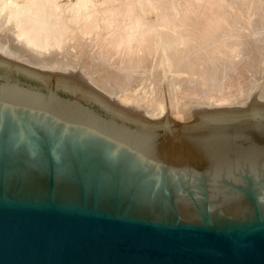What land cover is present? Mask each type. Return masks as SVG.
Here are the masks:
<instances>
[{"label": "water", "instance_id": "1", "mask_svg": "<svg viewBox=\"0 0 264 264\" xmlns=\"http://www.w3.org/2000/svg\"><path fill=\"white\" fill-rule=\"evenodd\" d=\"M88 82L0 54V264H264L261 83L179 123Z\"/></svg>", "mask_w": 264, "mask_h": 264}, {"label": "bare ground", "instance_id": "2", "mask_svg": "<svg viewBox=\"0 0 264 264\" xmlns=\"http://www.w3.org/2000/svg\"><path fill=\"white\" fill-rule=\"evenodd\" d=\"M0 54L185 123L264 100V0H0Z\"/></svg>", "mask_w": 264, "mask_h": 264}, {"label": "rangeland", "instance_id": "3", "mask_svg": "<svg viewBox=\"0 0 264 264\" xmlns=\"http://www.w3.org/2000/svg\"><path fill=\"white\" fill-rule=\"evenodd\" d=\"M63 1H66V0H63ZM170 4L172 5L171 7H170ZM173 4H174V3H172V2H171V3H167V5H168L171 9H170L169 7H167V5H165L163 8H164V9L166 8L167 10L165 9V11H167V12L172 11V10H173V8H172V7H173ZM182 4H183V3H182ZM178 6H179V8H178L177 6H176V8H177V10H178V9H181V10H179V11H182V10L185 8L184 6H181L182 8L180 7V5H178ZM183 7H184V8H183ZM163 8H162V9H163ZM168 8H169L170 10H169ZM164 9H163V10H164ZM169 13H170V12H169ZM149 15H150V14H148V16H149ZM149 18H150V19L154 18V15L151 14V15L149 16ZM173 120L177 121L176 119H173ZM177 122L182 123V121H177ZM185 123H186V122H185Z\"/></svg>", "mask_w": 264, "mask_h": 264}]
</instances>
